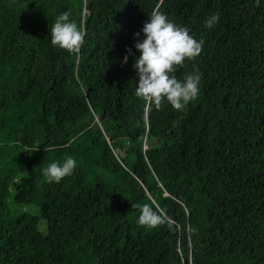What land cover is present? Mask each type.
I'll list each match as a JSON object with an SVG mask.
<instances>
[{"label":"trees","instance_id":"16d2710c","mask_svg":"<svg viewBox=\"0 0 264 264\" xmlns=\"http://www.w3.org/2000/svg\"><path fill=\"white\" fill-rule=\"evenodd\" d=\"M157 9L204 42L174 73L200 76L182 110L134 95ZM63 11L76 53L49 43ZM0 264H264V0H0Z\"/></svg>","mask_w":264,"mask_h":264},{"label":"clouds","instance_id":"9594fccd","mask_svg":"<svg viewBox=\"0 0 264 264\" xmlns=\"http://www.w3.org/2000/svg\"><path fill=\"white\" fill-rule=\"evenodd\" d=\"M146 15L147 20L140 30L133 33V47L138 53L132 65L137 76L134 95L152 101L156 108H160L163 102L174 110H182L197 98L200 76L193 71L178 80L174 73L177 67L184 66L185 60H194L200 54L204 42L190 35L188 27L177 26L158 9ZM218 20V14L213 13L202 21L203 27L211 29ZM49 43L70 53L78 52L84 43V33L70 20L67 11L55 17L49 29ZM131 54L132 50L126 49L122 63H126ZM23 150L28 151L27 148ZM76 167V160L67 156L61 162L48 163L41 172L48 183H59ZM132 207L138 209L136 222L139 225L155 228L162 222L161 215L148 204H134Z\"/></svg>","mask_w":264,"mask_h":264},{"label":"water","instance_id":"95a60500","mask_svg":"<svg viewBox=\"0 0 264 264\" xmlns=\"http://www.w3.org/2000/svg\"><path fill=\"white\" fill-rule=\"evenodd\" d=\"M125 150H126V147L122 150L119 147H117L115 149V154H118L121 158H123L125 157Z\"/></svg>","mask_w":264,"mask_h":264}]
</instances>
